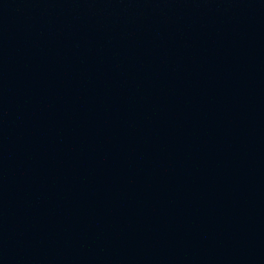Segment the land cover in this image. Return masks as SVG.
Returning <instances> with one entry per match:
<instances>
[{
    "label": "water",
    "instance_id": "water-1",
    "mask_svg": "<svg viewBox=\"0 0 264 264\" xmlns=\"http://www.w3.org/2000/svg\"><path fill=\"white\" fill-rule=\"evenodd\" d=\"M0 264H264V0H0Z\"/></svg>",
    "mask_w": 264,
    "mask_h": 264
}]
</instances>
